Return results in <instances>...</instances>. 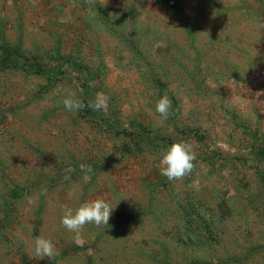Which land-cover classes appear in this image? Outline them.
<instances>
[{
  "label": "rangeland",
  "instance_id": "374dc122",
  "mask_svg": "<svg viewBox=\"0 0 264 264\" xmlns=\"http://www.w3.org/2000/svg\"><path fill=\"white\" fill-rule=\"evenodd\" d=\"M0 42L47 70L0 68V264H264V0H0ZM175 141L195 167L169 182ZM96 198L74 239L63 208Z\"/></svg>",
  "mask_w": 264,
  "mask_h": 264
},
{
  "label": "clouds",
  "instance_id": "9594fccd",
  "mask_svg": "<svg viewBox=\"0 0 264 264\" xmlns=\"http://www.w3.org/2000/svg\"><path fill=\"white\" fill-rule=\"evenodd\" d=\"M91 5L93 0H88ZM108 98L103 93H97L93 101L85 105L82 101L71 96L63 100L66 110L76 112L84 107H90L95 111L103 110L107 107ZM172 108V100L167 94L161 96L156 102L155 110L163 119H167ZM196 154L193 146L186 141H175L162 153L160 159L161 175L167 178L169 182L181 181L191 175L194 170ZM80 169L84 172L82 177L84 183L91 182V173L93 169L90 165L81 164ZM189 187L199 190L198 181H193ZM47 189L42 188L41 194H46ZM113 207L102 198H96L80 204L76 209L65 206L61 218V224L68 231L75 234L74 239L79 240L82 229L87 224L96 226L108 225L113 212ZM35 256L43 259L45 257L54 260L56 256L55 245L50 239L38 236L34 240Z\"/></svg>",
  "mask_w": 264,
  "mask_h": 264
},
{
  "label": "trees",
  "instance_id": "16d2710c",
  "mask_svg": "<svg viewBox=\"0 0 264 264\" xmlns=\"http://www.w3.org/2000/svg\"><path fill=\"white\" fill-rule=\"evenodd\" d=\"M0 54V68L10 67L17 69L24 66L33 68V71L38 73L47 72L44 67L40 66L36 69L33 67L34 65H30V59L26 56L22 45L13 46L5 42H0ZM20 194L21 193L19 191L15 192L14 197H18Z\"/></svg>",
  "mask_w": 264,
  "mask_h": 264
}]
</instances>
